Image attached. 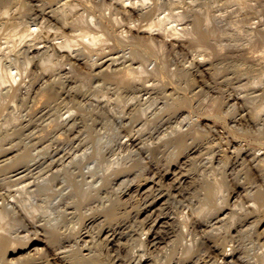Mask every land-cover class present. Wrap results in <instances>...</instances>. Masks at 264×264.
I'll use <instances>...</instances> for the list:
<instances>
[{"label": "rangeland", "instance_id": "374dc122", "mask_svg": "<svg viewBox=\"0 0 264 264\" xmlns=\"http://www.w3.org/2000/svg\"><path fill=\"white\" fill-rule=\"evenodd\" d=\"M74 1L78 4L77 8L81 12L84 11L83 17L85 20L89 21L91 17L95 19L97 24L92 25V30L90 31L99 34L102 40L95 45L88 41H83L81 37H78L82 31L79 30L81 28L78 26L80 24L78 22L71 29H67V35L73 38L75 36V39H77L73 45L74 48L72 47L74 58H62L52 50V47L44 53V56H39V62H51V69L48 71L44 70L40 67V64L35 66V94L26 102L17 100L14 103L11 101V104L6 105L10 108L0 115V146L13 148V154L16 157L18 156L12 166L0 168V234L13 236L19 232L23 237L22 245L17 248L19 251L16 253L17 257L15 256L16 254H11L9 258L12 262H16L19 259V261L24 259V262H28L26 260L29 257V254H26L28 252V243L36 241V239H40L44 243L41 245L44 248L41 252H46L47 254L50 252L46 250L45 244L53 248L60 239V242L73 246L75 247L74 250H76L78 242L80 244L83 243L82 236L88 234L89 237H86V239L90 238V240L95 242L102 241L99 246L93 245V250L97 254L96 264H111V259L115 256L125 258L130 254H136L137 257H140L143 253L145 264H222V260L216 256V252L211 247L213 244L228 253H235L241 259V262L237 264H264V0H163L164 2L175 1L177 8L174 9L173 13H182L183 11L187 13L188 17L175 16L169 21L167 20L168 22L165 21L166 23H164L162 30H150L149 32H140L141 30H136V28L141 26L140 28L143 29V25L151 22L152 19H144L137 16H133L131 19L132 16L130 17L129 15L124 16L126 18H122L123 15H119V13L114 15L115 17L111 16L110 10L112 9L110 8L112 6L110 0H106V5L102 8L100 5H102L104 0ZM125 1L118 0L121 4L136 3V1H138L137 4H141L139 0H127L128 2L126 1V3ZM157 1L152 0L151 2ZM158 2L161 3V0ZM191 7L193 8L191 9ZM168 12L170 10L166 8L162 15ZM75 14H73L74 18L78 17L79 13ZM197 14L201 16L204 22L203 30H201L207 36L204 39L199 38L196 30H182L185 25L187 29L193 28L192 20ZM118 18H121V22ZM127 26L129 29L130 27H135L129 32ZM181 26L183 27L181 28ZM172 27H177L178 30L174 31ZM59 28L63 29L61 26ZM48 31L59 35L62 33V30H57L55 27L54 30L53 28L51 30H38L37 34L34 33L29 38L26 37V39L19 41L14 54L20 55L21 60H23L24 54L21 51L18 52L17 49H26L27 45L33 43L31 41L34 37L38 39L42 37L40 40L45 39L48 36ZM61 39L63 40L61 37L57 40L62 41ZM105 39H108V42ZM98 47L99 49H97ZM136 50L139 55L141 53L140 56L142 57H133ZM120 55L126 58H136L135 60L138 64L144 63L153 72L151 77L155 79L156 83L159 82L158 85L162 89L160 91L157 90V93L154 92L150 100L143 103V105H132L134 108L131 107L132 110L127 106L128 104L125 107L121 105V108L115 105L120 95L124 96L126 94L125 97L130 99L128 97L129 94L125 93L127 92L126 89L119 90V86L115 82L106 79V73L98 74L96 69L92 71V67L95 65L107 61L113 56ZM122 60L123 58H120L115 63L120 64ZM194 60L195 62H192ZM192 63H195V65ZM22 64L23 67L26 66L24 61ZM150 67L156 71L151 70ZM206 68H208L209 72ZM174 71H177V76L173 75ZM192 75L196 79H191L193 78ZM200 77H203L204 82ZM191 80L194 81L192 82ZM80 84L83 85L80 86ZM206 84L209 85V88L206 87L208 86ZM203 88L206 90H203ZM199 90H202L200 92L204 91V93L199 94ZM51 92L55 94L54 99L47 98L48 93ZM166 92L172 93L175 98L181 97L180 99L186 100L188 105L178 110H162L164 103L170 101L165 97ZM83 93L88 95L89 98L100 100L102 104L106 101H111L108 103L109 105L118 107V111L124 109L129 116L132 113L133 121L129 120L128 127L132 130H130L132 134L145 146V150L140 151L137 147L130 145L126 137L121 139V141L120 138L125 133L124 128L119 124L113 123L112 119L108 118L104 113L97 112L95 108L96 101L88 102L87 104H77L75 102L76 96ZM63 99L67 101L65 102ZM63 103L64 105L62 106ZM55 108H58L60 112ZM142 109L147 110V118H141L140 112ZM72 111H74L73 114L77 118H80L78 119L80 122L79 128L74 135L78 134L81 138L77 135L79 139L77 138L75 144H79L82 151L86 150L87 157L84 162L76 163L70 171L62 169L55 171L56 169L52 167L53 165H50L51 160L48 156L50 149L47 147L51 145L54 136H57L60 132L63 134L66 131V125L61 126L60 120L68 116L69 112ZM50 114L52 115L50 116ZM255 114H257L256 117H254ZM245 116L249 119L243 118ZM146 119L147 121L145 122ZM135 121L139 125L133 128L132 124H135ZM98 124L100 127L102 126L100 130ZM259 124L261 125L259 126ZM140 127H142V130L138 131ZM179 129L182 132L193 131V133L197 134V138L192 137L191 140H188L186 146L179 148L172 142L162 144L172 133ZM23 132L24 134H22ZM117 134H120V136H117ZM38 136H42L43 139ZM97 139L98 141H96ZM198 146L199 150L197 149ZM255 150L259 151L256 153ZM3 153L0 152V157ZM37 155H40V158ZM116 163L130 167V169L118 172L116 176L111 175L98 188L99 190L96 192L97 200L94 202L91 199L84 201L80 191L79 181L81 176L84 174L90 180L92 174L109 172L110 168L117 166ZM44 164H46V168ZM231 165L234 167L232 168ZM27 166L30 167V173L27 172L28 176L30 175L29 177L27 176L28 181H31L33 186L29 187V193L25 192L20 196L27 200L31 198L36 212L29 207L23 214L8 213L2 208L3 200L1 199V194H5L6 190H9L8 188L11 186L13 188L11 187L10 190L12 189L15 192L18 186L13 184L12 179H10L14 174L13 171L18 168H26ZM34 166L35 170L33 169ZM45 169L48 171L46 172ZM158 174L160 175L158 176ZM183 175L187 176L188 183L186 182L187 184H185L184 182L179 188L175 189L173 187V185L175 186V180L179 176L183 177ZM204 182H209L215 188V192L211 197L206 195ZM64 183L65 186H63ZM146 183L154 187L148 191L150 192L149 194L148 192L143 194L139 191L140 187ZM35 188L37 189L35 190ZM153 189H158L159 191ZM122 192H127V197H122ZM160 192L165 194L164 204L160 208H156L157 211L151 214L147 208L148 203L154 198L153 196L158 195ZM259 192L262 193L259 194ZM117 198L121 199L114 206L115 218L109 221V219H106L110 213L109 202ZM160 213L162 217H165V215H168V217L172 216V223L163 226L160 235L165 238V243L154 250L142 244L147 237V230L154 222V217ZM24 217L26 218L24 219ZM147 220L148 222H146ZM55 224H58V229L54 227ZM120 226L122 227L123 236L116 244L121 243L119 244L121 249L125 246L124 251H122L123 254L119 249L117 251L114 249L108 250L104 237L100 236L102 227L120 228ZM233 235L237 237L235 236L234 238ZM187 244H190L193 248L190 253H185ZM168 249L171 255L163 252ZM209 252L210 254H207ZM209 255L211 256L209 257ZM3 256L4 253H0V264H3L1 263ZM12 257L15 258L13 259ZM21 257L23 258L21 259ZM43 257H45L43 260H49L50 264H56L52 262L51 256L49 258L46 255ZM77 257L78 253L72 254L71 257L69 256V263L79 261ZM100 257H102L101 262L97 261ZM208 259L211 260L209 261ZM39 260L41 259L37 261ZM79 264H88V262L82 261Z\"/></svg>", "mask_w": 264, "mask_h": 264}, {"label": "bare ground", "instance_id": "6f19581e", "mask_svg": "<svg viewBox=\"0 0 264 264\" xmlns=\"http://www.w3.org/2000/svg\"><path fill=\"white\" fill-rule=\"evenodd\" d=\"M95 1V0H94ZM111 1V8L112 10H110L111 12V16L116 15L119 13L123 15L122 18H126L124 16L129 15L131 17V19L133 18V16H137V17H141L144 19H152L151 22H148L146 24H144V28L141 29L139 27L136 28V30H141L140 32L146 31L149 32L150 30H162L164 23L168 22L171 18L173 17H185L187 16V13L183 12L182 13H173L174 9L177 8L176 2L175 1H169V2H164L163 0H161V3L158 2L160 0H158L157 2H151L152 0H139V3L141 4H137L138 1H136V3H129L127 0V4H121L120 2H118V0H110ZM121 1V0H120ZM125 1V0H124ZM125 1V3H126ZM133 1V0H132ZM207 1V0H206ZM262 1V0H261ZM178 2V1H177ZM215 2V1H213ZM123 3V1H122ZM92 4V3H91ZM110 5V3H108ZM107 4V5H108ZM150 4V5H148ZM78 4L75 3L74 0H0V115L2 114V112H4L5 110L9 109L10 107L6 106L11 104L10 102L13 101L14 103L18 101H24L26 102L27 100H29L30 98L33 97V94H35V66H39L42 67L44 70H49L51 69V62L50 63H46L47 61H41L39 62L38 57L39 56H44V53H46L51 47L52 50H54V52L61 56L62 58H67V59H71L74 58L73 57V45L76 43L75 36L74 38L72 36L67 35L66 31L67 29H71L73 25L78 24V26H80L82 30L81 33H79L78 37H81V39L83 41H88L92 44H97L99 41L102 40L101 36L97 33L91 32V26L92 25H96V21L93 17L90 18V20H85L84 19V11L81 12L77 7ZM94 5V4H93ZM100 5V4H99ZM106 5V0H104V2L102 3V5H100V7H104ZM251 6V4H250ZM252 7V6H251ZM254 7V6H253ZM108 8V7H107ZM168 8L170 10V12H168L167 14H163V11H165V9ZM180 8V7H179ZM193 7H191L192 9ZM181 10V9H180ZM248 12V11H247ZM75 13H79L77 19L75 20L73 14ZM77 15V14H75ZM92 16V15H91ZM155 16V18H154ZM115 17V16H114ZM118 17V16H117ZM188 17V16H187ZM255 17V16H254ZM191 18V17H190ZM251 18V17H250ZM87 19V18H86ZM89 19V16H88ZM128 19V17H127ZM137 19V18H136ZM207 19V17H206ZM205 19V20H206ZM118 20L121 22V18ZM126 20V19H125ZM135 20V19H133ZM168 20V21H167ZM76 21V22H74ZM115 21V18H114ZM118 21V23H119ZM123 21V20H122ZM166 21V22H165ZM193 28L191 29H187L182 28L183 26H181L182 30H196V32L198 33L199 38H203L207 37L205 36V33L201 32V30H203V25L204 22L201 19V16H199V14L195 15V17L193 18ZM78 22V23H77ZM117 22V19H116ZM144 22V21H142ZM171 22V21H170ZM176 22V21H175ZM180 22V21H179ZM86 23V24H85ZM190 23V21H189ZM57 24V25H56ZM120 24V23H119ZM118 24V25H119ZM130 24V23H129ZM125 25V24H124ZM168 25V24H167ZM184 25V24H181ZM249 25V24H247ZM253 25V24H252ZM34 26V28H32ZM59 26H61L63 29H60ZM102 26V24H101ZM166 26V24H165ZM176 26V25H175ZM54 27L57 28V30H62L61 35H59L58 33H50L48 31V36L43 39L40 40L42 37L40 35L41 38H36L34 37V39L31 41L33 43H31L30 45H27V47H25L26 49H17L18 52L21 51L24 55L22 57L23 60H21L20 55H16L14 54V52H16V48L18 46V42L22 41L24 39H26V37L29 38V36L33 35L34 33H36L38 30H51ZM128 27V26H127ZM135 27V26H133ZM133 27H129L127 28L128 31L129 30H133ZM77 28V27H75ZM122 28V27H121ZM189 28V27H188ZM7 30V32H5ZM9 30V31H8ZM30 30V31H29ZM74 30V29H73ZM172 30H178L177 27H172ZM72 31V30H71ZM259 31V30H258ZM69 32V31H68ZM121 32V31H120ZM119 32V33H120ZM125 32V31H124ZM130 32V31H129ZM138 32V31H137ZM145 32V33H146ZM153 32V31H151ZM60 33V32H59ZM101 33V32H100ZM174 33V32H173ZM172 33V34H173ZM176 33V32H175ZM37 34V33H36ZM113 34V33H112ZM123 34V33H121ZM128 34V33H127ZM151 34V33H150ZM158 34V33H157ZM129 35V34H128ZM153 35V33H152ZM174 35V34H173ZM35 36V35H34ZM124 36V35H123ZM131 36V35H130ZM144 36V35H142ZM175 36V35H174ZM38 37V36H37ZM63 38L62 41H58L57 39L59 38ZM129 37V36H128ZM145 37V36H144ZM150 37V36H149ZM153 37V36H151ZM159 37V36H158ZM33 38V37H32ZM133 38V37H132ZM182 38V37H181ZM57 40V41H56ZM108 40V39H107ZM105 39V41H107ZM26 41V40H25ZM169 41V40H168ZM27 42V41H26ZM104 42V41H103ZM108 42V41H107ZM122 44V43H121ZM131 44V43H130ZM185 44V43H184ZM165 45V44H164ZM201 45V44H200ZM178 46V45H177ZM73 47V48H72ZM108 47V45H107ZM180 47V46H179ZM242 47V46H241ZM244 47V46H243ZM20 48V47H19ZM102 48V46H101ZM104 48V47H103ZM163 48V47H162ZM99 49V47L97 48ZM121 49V48H120ZM244 49V48H243ZM96 50V49H95ZM94 50V51H95ZM240 50V49H239ZM247 50V49H246ZM256 50V49H255ZM77 51V50H76ZM75 51V52H76ZM99 51V50H98ZM124 51V49H123ZM253 51V49H252ZM257 51V50H256ZM255 51V52H256ZM260 51V50H259ZM17 52V53H18ZM262 53V52H261ZM48 54V53H47ZM113 54V53H112ZM127 54V53H125ZM132 54V53H131ZM193 54V53H192ZM14 55V56H13ZM80 55V54H79ZM114 55V54H113ZM119 55V53H118ZM141 55V53H140ZM138 51L136 50L134 53V56L139 57L140 56ZM164 55V54H163ZM184 55V54H183ZM78 56V55H77ZM165 56V55H164ZM185 56V55H184ZM108 57V56H107ZM142 57V56H140ZM186 57V56H185ZM120 58H123L122 62L120 64L115 63L117 60H119ZM125 58V59H124ZM136 58H129V57H124L122 55L120 56H113L110 59H108L107 61H104L98 65H95L94 67H92V71H95V69L98 71L97 73L99 74H105V77L108 81H113L115 82L118 86H119V90L120 89H126L128 93V97L130 99H127L125 97V95L123 96H119L116 100L117 104H115L116 106L118 105V107L121 108V105L123 107H125L127 104V106L131 109L132 105H139L148 102V100H150L151 95L156 91H160L162 89H160V85L159 82L156 83L155 79L152 76V73L146 66L144 63H137V61L135 60ZM43 59V58H42ZM188 59V58H187ZM195 59V58H193ZM192 59V60H193ZM252 59V58H251ZM44 60V59H43ZM147 60V59H146ZM151 60V59H150ZM197 60V58H196ZM201 60V59H200ZM23 61L24 64L26 65L25 67H23ZM144 61V60H143ZM148 62H150L149 60H147ZM185 61V60H184ZM189 61V60H187ZM254 61V60H253ZM75 62V61H74ZM78 62V61H77ZM109 62V63H108ZM162 62V61H161ZM192 62H195L192 61ZM197 62V61H196ZM76 63V62H75ZM178 63V62H177ZM244 63V62H243ZM252 63V62H251ZM263 63V62H262ZM54 64V63H53ZM77 64V63H76ZM150 64V63H149ZM195 65V63H192ZM205 64V63H204ZM246 64V63H245ZM60 65V64H59ZM151 65V64H150ZM160 65V64H159ZM181 65V64H180ZM200 65V64H199ZM31 66V67H30ZM179 66V65H178ZM177 66V67H178ZM198 66V65H197ZM244 66V65H243ZM250 66V65H249ZM248 66V67H249ZM264 66V65H263ZM149 67V66H148ZM187 67V66H186ZM247 67V66H246ZM39 68V67H38ZM151 68V67H150ZM154 68V67H153ZM156 68V67H155ZM231 68V67H230ZM244 68V67H243ZM260 68V67H259ZM263 68V67H262ZM179 69V68H176ZM190 69V68H189ZM208 68H206L207 70ZM257 69V68H255ZM264 69V68H263ZM90 70V69H89ZM151 70H153L151 68ZM155 70V69H154ZM153 70V71H154ZM188 70V69H187ZM186 70V72H188ZM258 70V69H257ZM40 71V70H39ZM65 71V70H64ZM156 71V70H155ZM198 71V70H197ZM208 71V70H207ZM247 71V70H246ZM192 72V71H191ZM209 72V71H208ZM242 72V71H241ZM251 72V71H250ZM261 72V71H260ZM264 72V71H263ZM60 73V72H59ZM165 73V72H164ZM181 73V72H180ZM200 73V71H199ZM187 74V73H185ZM193 74V73H191ZM190 74V76H191ZM249 74V73H248ZM162 75V74H161ZM173 75H178L177 71H174ZM172 75V76H173ZM184 75V74H183ZM188 75V74H187ZM206 75V74H205ZM254 75V74H252ZM196 76V75H195ZM50 77V76H49ZM193 77V75H192ZM264 77V76H263ZM74 78V77H72ZM94 78V77H93ZM195 77L191 78L194 79ZM201 79L203 77H200ZM28 79V80H27ZM96 79V78H95ZM196 79V78H195ZM255 79V78H254ZM42 80V79H41ZM87 80V78H86ZM176 80V79H175ZM179 80V79H178ZM200 80V79H199ZM204 82V79H202ZM44 81V80H43ZM42 81V82H43ZM92 81V80H91ZM97 81H99V79H97ZM188 81V80H187ZM192 82L194 80H191ZM196 81V80H195ZM96 83V81H94ZM189 82V83H192ZM223 82V81H222ZM10 83V84H8ZM79 83V82H78ZM99 83V82H98ZM109 83V82H108ZM172 83V82H171ZM206 83V82H205ZM204 83V84H205ZM225 83V82H224ZM8 84V85H6ZM84 84V83H83ZM82 84V85H83ZM88 84V83H87ZM106 84V83H105ZM112 84V83H109ZM184 84V83H183ZM203 84V85H204ZM38 85V84H37ZM80 84V86H82ZM86 85V84H85ZM94 85V83H93ZM107 85V84H106ZM202 85V84H201ZM208 85V84H206ZM8 86V87H7ZM97 86V84H96ZM110 86V85H109ZM46 87V86H45ZM199 87V86H198ZM204 87V86H202ZM207 88H209V85L206 86ZM239 87V85H238ZM52 88V87H50ZM84 88V87H83ZM168 88V87H167ZM46 89V88H45ZM92 89V88H91ZM118 89V88H117ZM110 90V89H109ZM203 90H206L205 88H203ZM210 90V89H208ZM48 91V90H46ZM69 91V89H68ZM102 91V90H100ZM164 91V90H163ZM162 91V92H163ZM169 91V90H167ZM198 91V89H197ZM202 90H199V94L200 93H204L200 92ZM85 92V91H84ZM88 92V90H87ZM86 92V93H87ZM99 92V91H98ZM119 92V91H118ZM206 92V91H205ZM239 92V91H238ZM250 92V91H248ZM64 93V92H63ZM80 93V92H79ZM180 93V92H179ZM214 93V92H213ZM100 94V93H99ZM98 94V95H99ZM112 94V93H111ZM120 94V93H119ZM124 94V93H123ZM166 94V95H165ZM165 97L167 99H169L170 101L167 103H164V106H162V110L165 109H173V110H178L182 107H186L188 105V102L184 99H180L178 97H173L174 95L172 93H168L166 92ZM206 94V93H205ZM253 94V93H252ZM63 95V94H61ZM160 95V94H159ZM204 95V94H203ZM237 95V94H236ZM55 94L48 93L47 98H53L54 99ZM69 96V95H67ZM66 96V97H67ZM71 96V95H70ZM114 96V95H112ZM153 96V95H152ZM37 97V95H36ZM35 97V99H36ZM94 97V96H93ZM205 97V96H204ZM60 98V97H59ZM208 98V97H207ZM67 99V98H66ZM153 99V97H152ZM160 99V98H159ZM164 99V98H163ZM215 99V98H214ZM232 99V98H231ZM236 99V98H235ZM243 99V98H242ZM64 100V99H63ZM104 100V99H103ZM36 101V100H35ZM34 101V102H35ZM57 101V100H56ZM65 102L67 100H64ZM62 101V102H64ZM92 101H96L95 104V108L97 110V112L100 113H104V115H106L108 118L112 119V122L115 124H119L121 127L124 128V134L121 136L120 140L123 139L124 137H126V140L129 142L130 145H133L134 147H137V149H139L140 151H144L145 150V146L142 144V142L136 138L135 135L132 134V130L130 129V127H128V123L130 121H133V117H132V113L131 116H129L128 114H126L125 110L122 109V111H118V107H113V105L111 106V104L109 105L108 103L111 101H106L104 104H102V102L98 99H92L89 98L88 95L80 94L78 96H76L75 102L77 104H82V103H91ZM105 101V100H104ZM130 101V102H129ZM232 101V100H231ZM12 102V104H13ZM52 103V102H51ZM19 104V103H18ZM26 104V103H25ZM114 104V103H112ZM230 104V103H229ZM17 105V104H16ZM28 105V104H27ZM30 105V104H29ZM32 105V104H31ZM64 105V103L62 104V106ZM67 105V104H66ZM91 105V104H90ZM12 106V105H11ZM89 106V105H88ZM28 107V106H27ZM60 107V106H59ZM58 107V108H59ZM65 107V106H64ZM12 108V107H11ZM58 108H55L57 110H59ZM89 108V107H88ZM133 108V107H132ZM157 108V107H156ZM26 109V108H25ZM53 109V108H52ZM86 109V108H85ZM134 109V108H133ZM11 110V109H10ZM18 110V109H17ZM56 110V111H57ZM69 110V109H68ZM73 110V108H72ZM132 110V109H131ZM130 110V111H131ZM150 110V109H149ZM152 110V109H151ZM201 110V109H200ZM22 111V110H21ZM28 111V110H27ZM55 111V110H53ZM62 111V110H61ZM185 111V110H184ZM7 112V111H6ZM60 112V110H59ZM154 112V111H153ZM160 112V111H159ZM240 112V111H239ZM245 112V110H244ZM11 113V112H10ZM56 113V112H55ZM74 111L69 112L68 116H66L65 118H62L60 120V125H66V131L62 134L61 132L57 135L54 136V139L51 142V145H49L50 151H49V159L51 160V166L53 168H55V171H60L65 170V171H70V169H72V167L76 164V163H82L84 162V160L87 157V152L86 150L82 151L80 148L79 144H75L77 141V138L79 139V137H77V135L75 134V131H77V129L79 128V124L80 122L78 121L77 116H75ZM94 113V112H93ZM92 113V114H93ZM136 113V112H135ZM183 113V112H182ZM242 113V112H241ZM247 113V112H246ZM259 113V112H258ZM8 114V112H7ZM12 114V113H11ZM15 114V113H14ZM61 114V113H60ZM150 114V113H149ZM154 114V113H153ZM240 114V113H239ZM248 114V113H247ZM10 115V114H9ZM52 114H50L51 116ZM55 115V114H53ZM95 116H97L96 114H94ZM101 115V114H100ZM104 115H102L104 117ZM141 118H147V110L146 109H142L140 112ZM183 115V114H182ZM6 116V115H4ZM43 116V115H42ZM63 116V115H62ZM61 116V117H62ZM257 114L254 115V117H256ZM262 116V115H261ZM260 116V117H261ZM8 117V116H6ZM11 117V116H10ZM23 117V116H22ZM60 117V118H61ZM79 117V116H78ZM103 117H101L103 119ZM204 117V116H203ZM208 117V116H207ZM210 117V116H209ZM241 117V116H240ZM5 118V117H4ZM3 118V119H4ZM33 118V117H32ZM59 118V119H60ZM97 118V117H96ZM243 118H247L246 116ZM251 118V117H250ZM253 118V117H252ZM8 119V118H7ZM101 119V120H102ZM156 119V118H155ZM241 119V118H240ZM249 119V118H247ZM260 119V118H259ZM30 120V119H29ZM58 120V119H57ZM88 120V119H87ZM93 120V119H92ZM100 120V121H101ZM130 120V121H129ZM245 120V119H244ZM4 121V120H2ZM8 121V120H7ZM89 121V120H88ZM106 121V120H105ZM110 121V120H109ZM147 121V119L145 120V122ZM203 121V120H202ZM248 121V120H247ZM256 121V120H255ZM36 122V121H35ZM107 122V121H106ZM261 122V120H260ZM23 123V121H22ZM49 123V122H48ZM105 123V122H104ZM173 123V122H172ZM234 123V122H233ZM246 123V122H245ZM244 123V125H245ZM83 124V123H82ZM81 124V126H82ZM101 124V123H100ZM106 124V123H105ZM111 124V122H110ZM200 124V123H199ZM207 124V123H206ZM258 124V123H256ZM96 125V124H95ZM99 125V124H98ZM114 125V124H113ZM136 125V126H134ZM138 122L135 121V124H132V127L136 128L138 127ZM172 125V124H171ZM208 125V124H207ZM243 125V126H244ZM261 124H259L260 126ZM57 126V125H56ZM93 126V125H92ZM184 126V125H183ZM210 126V125H209ZM242 126V127H243ZM249 126V124H248ZM13 127V126H12ZM11 127V128H12ZM60 127V126H59ZM94 127V126H93ZM102 127V126H101ZM100 125H99V130H100ZM254 127V126H253ZM213 128V127H211ZM257 128V127H256ZM56 129V128H55ZM105 129V128H104ZM110 129V128H109ZM117 129V128H116ZM115 129V130H116ZM126 129V130H125ZM201 129V128H200ZM251 129V128H250ZM44 130V129H43ZM114 130V128H113ZM131 130V131H130ZM135 130V129H134ZM142 130V127H140L138 129ZM145 130V129H144ZM154 130V129H153ZM253 130V129H252ZM257 131V130H256ZM22 132V131H21ZM53 132H55V130H53ZM58 132V131H57ZM96 132V131H95ZM156 132V131H155ZM252 132V131H251ZM78 133V132H77ZM149 133V132H148ZM24 134V132L22 133ZM137 134V133H136ZM81 135V134H80ZM83 135V134H82ZM107 135V134H106ZM120 136V134H117V136ZM98 136V135H97ZM103 136V135H102ZM144 136V135H143ZM156 136V135H155ZM2 137V136H1ZM39 137V136H38ZM51 137V136H50ZM99 137V136H98ZM138 137V136H137ZM197 138V134L193 133V131H187V132H182L179 130H176L174 133L171 134L170 137H168L165 141L162 142V144L164 143H169L172 142L177 148L179 147H184L187 145L188 140H191V138ZM32 138V137H31ZM39 138L43 139L42 136H40ZM81 138V137H80ZM101 138V137H100ZM119 138V137H118ZM144 138V137H142ZM208 138V137H207ZM218 138V137H217ZM19 139V138H18ZM84 139V138H83ZM161 139V138H159ZM7 140V139H6ZM33 140V139H32ZM37 140V139H36ZM108 140V139H107ZM119 140V141H120ZM9 141V140H8ZM48 141V139H47ZM80 141V140H79ZM98 141V139L96 140ZM117 141V140H116ZM122 141V140H121ZM120 141V142H121ZM30 142V141H29ZM106 142V141H105ZM119 142V143H120ZM147 142V141H146ZM149 142V141H148ZM200 142V141H199ZM45 143V142H44ZM98 143V142H97ZM214 143V142H213ZM242 143V142H241ZM258 143V142H256ZM118 144V143H117ZM121 144V143H120ZM128 144V145H129ZM155 144V143H154ZM160 144V143H159ZM157 144V145H159ZM232 144V143H230ZM261 144V143H260ZM264 144V143H263ZM3 145V144H2ZM40 145V144H39ZM46 145V144H45ZM122 145V144H121ZM200 145V144H199ZM241 145V144H240ZM48 146V145H47ZM173 146V145H172ZM231 146V145H230ZM239 146V145H237ZM44 147V146H43ZM124 147V146H123ZM122 147V148H123ZM242 147V146H241ZM23 148V147H22ZM45 148V147H44ZM83 148V147H82ZM85 148V147H84ZM132 148V147H131ZM199 148V146L197 147V149ZM231 148V147H230ZM236 148V147H235ZM13 148H3V146H0V152H4L3 155L0 157V168H8L10 166L13 165V163L15 162V160L18 158V156L16 157V155L13 154L12 151ZM21 149V147H20ZM48 149V150H49ZM89 149V148H88ZM133 149V148H132ZM136 149V150H137ZM196 149V148H195ZM238 149V147H237ZM14 150V149H13ZM19 150V149H18ZM38 150V149H37ZM103 150V149H102ZM191 150V149H190ZM199 150V149H198ZM197 150V152H198ZM202 150V149H200ZM236 150V149H235ZM252 150V149H251ZM256 151V150H255ZM259 151V150H258ZM256 151V153L258 152ZM15 152V151H14ZM47 152V151H46ZM114 152V151H113ZM157 152V151H156ZM189 152V151H187ZM194 152V151H191ZM231 152V151H230ZM112 153V152H111ZM146 153V152H145ZM210 153V152H209ZM212 153V152H211ZM235 153V152H233ZM159 154V153H158ZM175 154V153H174ZM149 155V154H148ZM164 155V154H163ZM193 155V154H190ZM211 155V154H210ZM252 155V154H251ZM261 155V154H260ZM133 156V155H132ZM158 156V155H157ZM218 156V155H217ZM221 156V155H220ZM250 156V154H249ZM253 156V155H252ZM263 156V155H262ZM37 157L40 158V155H37ZM113 157V156H112ZM210 157V156H209ZM168 158V156H167ZM221 158V157H220ZM95 159H97L95 157ZM206 159V158H205ZM219 159V158H218ZM33 160V159H32ZM207 160V159H206ZM221 160V159H220ZM239 160V159H238ZM237 160V161H238ZM120 161V160H119ZM162 161V159H161ZM236 161V162H237ZM254 161V160H253ZM256 161V160H255ZM33 162V161H32ZM35 162V161H34ZM44 162V161H43ZM47 162V161H46ZM210 162V161H209ZM218 162V160H217ZM233 162V161H232ZM107 163V162H105ZM109 163V162H108ZM154 163V162H153ZM190 163V161H189ZM43 164V163H42ZM97 164V163H96ZM206 164V163H205ZM46 164H44L45 166ZM116 167L113 166V168L109 169V172L107 171L106 173H94L92 174V176L90 177V180L88 178H86L84 176V174L81 176V180L80 182V191H81V195H82V199L84 201L90 200L92 202H94L95 200H97V190H99L98 188L100 186H102L107 179L110 178L111 175H117L118 172H122V171H126L128 169H130V167L124 166V165H118L116 163ZM151 165V164H150ZM178 165V164H177ZM219 165V164H218ZM233 165V164H232ZM231 165V166H232ZM238 165V164H237ZM153 166V165H152ZM190 166V165H188ZM258 166V165H257ZM25 167V166H24ZM41 167V165H40ZM97 167V166H96ZM151 167V166H150ZM234 166H232L233 168ZM237 167V166H236ZM260 167V166H258ZM262 167V166H261ZM44 168V167H42ZM46 168V166H45ZM98 168V167H97ZM96 168V169H97ZM141 168V167H140ZM175 168V167H174ZM35 170V166L33 168ZM37 169V168H36ZM49 169V168H47ZM180 169V168H179ZM182 169V168H181ZM230 169V168H229ZM46 170V169H45ZM50 170V169H49ZM148 170V169H147ZM166 170V169H165ZM211 170V169H210ZM231 170V169H230ZM251 170V169H250ZM48 170H46L47 172ZM95 171V169H94ZM137 171V170H136ZM146 171V170H145ZM183 171V170H182ZM9 172V171H8ZM14 174L11 176L12 179L11 181L13 182V184H15L16 186H18L15 189V192H13V190L10 188H8L9 190H6V195L3 193L1 194V199L3 200L2 202V208L5 209L8 213H13V214H23L27 208L30 207V209H33L34 211L36 210L35 205L33 204V201L31 198L27 199H23L20 195L24 194L25 192H30L29 187H31L32 182L28 181V173H30V167H26V168H18L16 170L13 171ZM54 172V171H53ZM150 172V171H149ZM152 172V171H151ZM167 172V171H166ZM259 172V171H258ZM12 173V172H11ZM43 173V172H42ZM147 173V172H146ZM179 173V172H178ZM39 174V173H38ZM48 174V173H47ZM56 174V173H55ZM165 174V173H164ZM169 174V173H168ZM36 175V174H35ZM41 175V174H40ZM44 175V174H43ZM80 175V174H79ZM87 175V174H86ZM160 174H158L159 176ZM178 175V174H177ZM191 175V174H190ZM28 176V177H27ZM150 176V175H149ZM165 176V175H164ZM174 176V175H173ZM37 177V176H36ZM35 177V178H36ZM156 177V176H155ZM209 177V176H208ZM2 178V177H1ZM7 178V177H6ZM9 178V176H8ZM7 178V179H8ZM123 178V177H122ZM154 178V176H153ZM255 178V177H254ZM3 179V178H2ZM5 179V178H4ZM9 179V180H10ZM152 179V178H151ZM165 179V178H164ZM168 179V178H167ZM192 179V178H191ZM263 179V177H262ZM31 180V178H30ZM156 180V179H155ZM163 180V179H161ZM239 180V179H238ZM264 180V179H263ZM28 181V182H27ZM165 181V180H164ZM168 181V180H167ZM166 181V182H167ZM188 178L186 175H183V177H180L178 179L175 180L173 187H175V189L179 188L180 185H182V183L185 182V184H187L188 182ZM10 182V181H9ZM187 182V183H186ZM8 183V182H7ZM156 183V182H155ZM161 183V182H160ZM3 184V182H2ZM100 184V185H99ZM153 184V183H151ZM204 186H205V190H206V195L208 197H211L214 192H215V188L213 187V185H211L209 182H204ZM1 185V184H0ZM4 185V184H3ZM9 185V184H8ZM58 185V184H57ZM115 185V184H114ZM149 183L143 184L139 191L141 193H146L148 191L151 190V188H154L153 185L149 186ZM158 185V184H157ZM160 185V184H159ZM197 185V184H196ZM243 185V184H242ZM258 185V184H257ZM33 186V185H32ZM63 186H65V183L63 184ZM162 186V185H161ZM251 186V185H250ZM41 187V186H40ZM56 187V186H55ZM239 187V186H238ZM254 187V186H253ZM256 187V186H255ZM4 188V187H3ZM13 188V187H12ZM121 188V187H120ZM125 188V187H123ZM196 188V187H195ZM242 188V187H241ZM248 188V187H247ZM1 189V188H0ZM37 188H35L36 190ZM153 190H158V189H153ZM136 191V190H135ZM159 191V190H158ZM238 191V190H237ZM247 191V190H246ZM249 191V190H248ZM46 192V191H45ZM138 192V191H137ZM139 192V193H140ZM222 192V191H221ZM263 192V191H262ZM262 192H259V194H261ZM110 193V192H109ZM124 193V194H123ZM150 192H148L149 194ZM112 194V193H111ZM134 194V193H133ZM137 194V193H135ZM152 194V193H151ZM156 194V193H155ZM183 194H185L183 192ZM187 194H189L187 192ZM219 194V193H218ZM30 195V194H29ZM128 195L127 192H122V197ZM153 195V194H152ZM131 196V195H130ZM140 196V195H139ZM10 197V198H9ZM105 197V196H104ZM127 197V196H126ZM152 197V196H151ZM154 198H152V200L148 203V211L151 212V214L154 213V211H157L156 208H160L163 204H164V200H165V194L163 193H159L158 195L156 194V196H153ZM178 197V195H177ZM259 197V196H258ZM33 198V197H32ZM125 198V197H124ZM170 198V197H169ZM182 198V197H181ZM121 199V198H120ZM120 199H114V200H110L109 202V209H110V213L108 215L109 221L114 220L115 218V213H114V206H116L118 204V202H120ZM128 199V198H127ZM151 199V198H150ZM105 200V199H104ZM103 200V201H104ZM129 200V199H128ZM172 200V199H171ZM174 200V199H173ZM148 201V200H146ZM168 201V200H167ZM170 201V200H169ZM195 201V200H194ZM198 201V200H197ZM251 201V200H250ZM142 202V201H141ZM175 202V200H174ZM129 203V202H128ZM147 203V202H146ZM166 203V202H165ZM99 204V202H98ZM175 204V203H174ZM96 205V204H95ZM176 205V204H175ZM237 205V204H236ZM63 206V205H62ZM181 206V205H180ZM241 206V205H239ZM85 207V206H84ZM129 207V206H128ZM140 207V206H139ZM238 207V206H237ZM262 207V206H261ZM73 208V207H72ZM184 208V207H183ZM225 208V207H224ZM90 209V208H89ZM167 209V207H166ZM170 209V208H169ZM73 210V209H72ZM94 210V209H93ZM123 210V209H122ZM146 210V209H145ZM188 210V209H187ZM124 211V210H123ZM147 211V210H146ZM164 211V210H163ZM36 212V211H35ZM162 212V209H161ZM211 212V211H210ZM215 212V211H214ZM263 212V211H262ZM56 213V212H55ZM158 213V212H157ZM70 214V213H69ZM123 214V213H122ZM168 214V213H167ZM219 214V213H218ZM233 214V213H231ZM171 215V214H170ZM234 215V214H233ZM235 215H237L235 213ZM1 216V214H0ZM150 216V215H149ZM184 216V213H183ZM186 216V215H185ZM4 218V216H2ZM15 217V216H14ZM58 217V216H57ZM62 217V216H61ZM102 217V216H101ZM151 217V216H150ZM149 217V220H150ZM235 217V216H234ZM240 217V216H238ZM256 217V216H255ZM6 218V217H5ZM26 217H24L25 219ZM96 218V217H95ZM140 218V217H139ZM143 218V217H142ZM153 218V217H152ZM171 217H168V215L165 217L161 216V213L158 214L156 217H154V222L153 224L149 227V229L147 230L146 234L147 237L146 239L143 241L142 245H145L146 247L150 248V249H158L163 243H165V238L162 237L161 234V229L163 228V226L171 224L172 220ZM175 218V217H174ZM233 218V217H232ZM77 219V218H76ZM137 219V217H136ZM187 219V218H186ZM225 219V217H224ZM235 219V218H234ZM39 220V219H38ZM75 220V219H74ZM131 220V219H130ZM25 221V220H24ZM53 221V220H52ZM88 221V220H87ZM96 221V220H95ZM153 221V220H152ZM176 221V220H175ZM212 221V218H211ZM253 221V220H252ZM39 222V221H38ZM70 222V221H69ZM92 222V221H91ZM148 222V220L146 221ZM151 222V221H150ZM174 222V221H173ZM197 222V221H196ZM258 222V221H257ZM25 223V222H24ZM88 223V222H87ZM141 223V222H140ZM177 223V222H176ZM200 223V222H198ZM215 223V222H213ZM218 223V222H217ZM250 223V222H249ZM126 224V223H125ZM174 224V223H173ZM240 224V223H239ZM200 225H202L200 223ZM212 225V224H211ZM241 225V224H240ZM30 226V225H29ZM91 226V225H90ZM122 226V225H121ZM120 226V228H109V227H102L100 230V236L104 237L103 239L106 241V248L108 250H115L117 251L119 249V251H124L125 246H123L124 248L121 249V243L116 244V242L120 241V239L123 236V231H122V227ZM131 226V225H130ZM175 226V225H174ZM193 226V225H192ZM54 227L56 229H58V224H55ZM75 227V226H74ZM87 227V226H86ZM171 227V226H170ZM191 227V226H189ZM198 227V226H196ZM207 227V225H206ZM240 227V226H238ZM254 227V225H253ZM139 228V227H138ZM137 228V229H138ZM175 228V227H174ZM199 228V227H198ZM208 228V227H207ZM242 228V227H241ZM256 228V227H255ZM88 229V228H87ZM126 229V228H125ZM178 229V228H177ZM232 229V228H231ZM47 230V229H46ZM85 230V229H84ZM97 230V229H96ZM145 230V229H144ZM190 230V229H189ZM202 230V229H201ZM89 231V230H88ZM167 231V229H166ZM191 231V230H190ZM206 232V231H205ZM21 233V232H20ZM81 233V232H80ZM170 233V232H169ZM197 233V232H196ZM233 233V232H232ZM257 233V232H256ZM164 234V233H163ZM166 234V233H165ZM239 234V233H238ZM262 234V233H261ZM264 234V233H263ZM85 235V236H84ZM82 236V241L80 244V242H78V246L76 245V250H74L75 247L73 246H68L63 242H60V240L57 241V244L51 248L48 244H45L46 250H48L50 253H46V252H41V250H43L44 248L41 247V245H43L44 243L40 240V239H36V241H32L31 243H28V247L27 250L28 252H26V254H29L28 258L26 259L28 262H24V259H22L23 257H21V261L16 260V262H12V260L9 258V255H13L16 254L17 252H19L17 250L18 246L22 245V239L23 237L19 234V232H17L15 235H11V236H4L2 234H0V253H4V256L1 258V263L3 264H50L49 260H43L45 259V256L49 258V256H51V259L53 260L52 262L56 263V264H79L82 261H87L88 264H96L95 260L97 259L96 256L97 254L95 253V251L93 250V245H97L99 246L100 243L102 242H95L94 240H90L86 239V237L88 238L89 235L88 234H84ZM130 235V234H129ZM171 235V234H170ZM196 235V234H195ZM143 236V235H142ZM165 236V235H164ZM199 236V235H198ZM234 236V235H233ZM236 236V235H235ZM234 236V238H235ZM36 237V236H35ZM100 237V238H101ZM237 237V236H236ZM264 237V236H263ZM135 238V237H134ZM244 238V237H243ZM43 239V238H42ZM92 239V238H91ZM102 239V240H103ZM228 239V238H227ZM101 240V239H100ZM80 241V240H79ZM129 241V238H128ZM261 241V240H260ZM67 242V241H65ZM211 242V241H210ZM236 242V241H235ZM247 242V241H246ZM69 243V242H68ZM71 243V242H70ZM131 243V242H130ZM170 243V242H169ZM249 243V242H248ZM259 243V242H258ZM263 243V242H262ZM260 243V244H262ZM125 244V243H124ZM202 244V243H201ZM259 244V246H260ZM123 245V244H122ZM167 246V244H165ZM241 245V244H240ZM245 245V244H244ZM111 246V247H110ZM128 246V245H127ZM144 247V246H143ZM168 247V246H167ZM211 247L214 249V251L216 252V256L222 260V264H237L238 262H241V259L235 254V253H228L224 250L219 249V247L215 244L211 245ZM116 248V249H115ZM127 248V247H126ZM141 248V247H140ZM166 248V247H165ZM243 248V247H242ZM26 249V248H25ZM131 249V248H130ZM142 249V248H141ZM185 253H190L191 251H193L192 246L189 244H187L185 246ZM238 249V248H237ZM144 250V249H142ZM212 250V249H211ZM139 251V250H138ZM168 250L163 251L166 254L171 255L170 252H168ZM23 252V251H22ZM111 252V251H110ZM148 252V251H147ZM146 252V253H147ZM159 252V251H158ZM76 254L78 253V257L79 261H75L73 263H69L68 258L69 256L71 257L72 254ZM157 253V252H156ZM212 253V252H211ZM23 254V253H22ZM99 254V253H98ZM107 254V253H106ZM114 254V253H113ZM123 254V252H122ZM126 254V253H125ZM130 254V252H129ZM161 254V252H160ZM207 254H210L207 253ZM241 254V253H239ZM49 255V256H48ZM144 255V253H143ZM143 255H141L140 257H137L136 254H130L128 256H126L125 258H122L120 256H115L113 257L111 260V264H145V262L143 261ZM159 255V254H158ZM17 257V254L15 255ZM108 256V255H107ZM124 256V255H123ZM211 255H209L210 257ZM243 257V256H242ZM13 258V257H12ZM15 258V257H14ZM13 258V259H14ZM26 258V256H25ZM101 258V259H100ZM98 258L100 261L102 260V257ZM38 259H41L39 261H37ZM75 259V258H74ZM156 259V258H155ZM151 260V259H150ZM209 260V259H208ZM211 260V259H210ZM209 260V261H210ZM220 260V261H221ZM19 261V262H17ZM215 261V260H214ZM149 262V261H148ZM192 262V261H191ZM213 262V261H212ZM107 263V262H106ZM176 264V263H175ZM221 264V263H219Z\"/></svg>", "mask_w": 264, "mask_h": 264}]
</instances>
